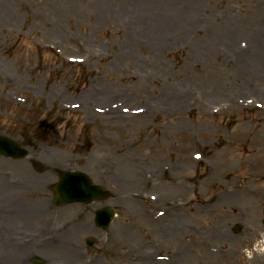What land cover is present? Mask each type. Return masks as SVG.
Here are the masks:
<instances>
[{
    "label": "rangeland",
    "instance_id": "374dc122",
    "mask_svg": "<svg viewBox=\"0 0 264 264\" xmlns=\"http://www.w3.org/2000/svg\"><path fill=\"white\" fill-rule=\"evenodd\" d=\"M0 134V264H264V0H0Z\"/></svg>",
    "mask_w": 264,
    "mask_h": 264
},
{
    "label": "water",
    "instance_id": "95a60500",
    "mask_svg": "<svg viewBox=\"0 0 264 264\" xmlns=\"http://www.w3.org/2000/svg\"><path fill=\"white\" fill-rule=\"evenodd\" d=\"M26 155L27 152L18 148L13 141L0 136V156L19 159ZM37 168L39 167L37 166ZM52 192V204L57 207L74 203L88 204L92 201L106 199L109 196L98 186L92 185L88 177L81 172L60 173L59 181L52 187ZM112 216V209H102L96 213L95 223L98 227L105 229L111 222ZM86 245H91V243L86 241Z\"/></svg>",
    "mask_w": 264,
    "mask_h": 264
}]
</instances>
